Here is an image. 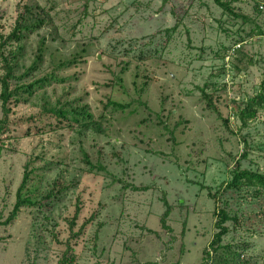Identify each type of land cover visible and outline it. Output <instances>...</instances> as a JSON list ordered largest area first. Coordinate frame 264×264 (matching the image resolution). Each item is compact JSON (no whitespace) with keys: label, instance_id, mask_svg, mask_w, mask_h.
<instances>
[{"label":"rangeland","instance_id":"rangeland-1","mask_svg":"<svg viewBox=\"0 0 264 264\" xmlns=\"http://www.w3.org/2000/svg\"><path fill=\"white\" fill-rule=\"evenodd\" d=\"M26 3L35 12L44 7L47 24L22 40L16 75L44 40L39 69L20 82L52 71L68 79L25 98L12 119L79 100L95 119L104 117L105 131L77 124L10 139L15 150L0 159L1 220L14 207L28 161L40 195L57 181L68 188L0 228V264H59L65 253L67 264H264V197L223 189L238 161L264 172V108L246 126L237 115L264 92V0L233 1L247 21L215 0H0V43ZM74 57L71 67H60ZM109 100L134 101L120 111ZM226 203L237 220L227 221L215 250V211ZM78 205L74 232L82 231L71 237Z\"/></svg>","mask_w":264,"mask_h":264},{"label":"trees","instance_id":"trees-1","mask_svg":"<svg viewBox=\"0 0 264 264\" xmlns=\"http://www.w3.org/2000/svg\"><path fill=\"white\" fill-rule=\"evenodd\" d=\"M234 0H215V2L229 15H232L236 18H243L245 21L249 19L248 16L241 14L235 10L233 7ZM38 7V6H37ZM41 12H35L32 5L27 3L23 5V10L19 12L18 17L16 18L15 25L6 36L1 35L0 43V60L2 65L3 72L0 74V100H1V109L2 117L0 119V159L5 151H14L12 147L11 138L18 139L20 136H30L33 134H40L49 131L50 129H56L58 127L74 129L77 124L81 125L85 129H92L97 132H104L103 127V116L101 119H95L93 113L90 111V106L88 104H80L74 101H64L62 99L58 100V104L55 106H50L45 104L42 110L38 114H31L27 117H19L17 119H12V115L16 113V107L24 101V99L32 96L36 91L45 88L46 86L51 85L54 82H65L68 78H61L56 75L55 71H52L40 78L33 80L30 83H22L20 80L31 75L37 69H39L42 61L44 60V40L38 48V53L33 61V63L26 69V71L21 74V76L16 75V67L18 57L22 54L23 45L21 44L22 40L27 38L30 34L40 30L47 24V20L42 16V11L46 9L39 6ZM255 9L260 10V4H255ZM47 11V10H46ZM48 12V11H47ZM180 22H177L175 26L167 31H175ZM263 31L258 27L257 34H262ZM243 39L242 37L240 38ZM15 43V52L6 53L5 49L8 46ZM144 59L142 56L140 57ZM77 58L66 60L60 64V67H71L75 64ZM149 84L146 81L141 88L144 91L145 87ZM264 86V81L262 82ZM69 92H65L64 96H67ZM202 94L204 99L207 101V105L210 108H213L218 112L215 104L213 103V95L207 92L202 88ZM26 96V97H25ZM134 100L130 102H118L115 100H109L106 106H113L114 109L120 111H126ZM264 108V92L261 91L256 96L248 99L243 107L237 108V115L242 122V126H246L251 119L257 117L259 108ZM48 119L44 123V120ZM225 124L228 125V119H224ZM163 123V121H159ZM27 123V127L22 130L21 135L16 134L14 128H19L23 124ZM166 126V125H164ZM167 128V126H166ZM246 141V140H245ZM243 157L246 156V153L242 154ZM87 157V154H86ZM87 162H90L89 159H86ZM30 161L25 164V171L23 179L20 183V186L17 190V198L14 204V207L5 220L0 219V228L2 226H7L12 224L17 220L20 212L27 207H43L46 205L47 201L51 200L53 197H58L64 190L68 187L61 185L59 181L55 182L53 188H51L46 194L40 195V192L37 191V186L31 185L33 180V173L35 172L34 168H30ZM59 185L60 188L56 186ZM136 190H145L146 187L134 186ZM225 190H231L234 192H242L243 190L249 191L252 193V196L256 198L264 197V172L257 170H252L248 168H242L240 161L237 162L235 168L232 170V177L224 185ZM54 198V199H56ZM167 209L163 213L161 218V223L164 228L167 226V218L171 212V205L165 200ZM80 206L78 205L75 211V215L70 220V226L72 235L71 237H78L82 231L74 232L75 221L80 212ZM217 220L216 227L218 231L214 234L213 239L210 242V246L215 250L221 245L223 237L229 232V227L226 225L229 220H237V215H231L228 211L227 203L218 207L215 211ZM93 216L89 218L88 221H91ZM84 228V225H83ZM0 236V241H1ZM68 250L71 249V245L68 244ZM207 257L209 256V252ZM65 256L62 260L59 261V264H67L70 259ZM74 256V255H72ZM71 256V257H72ZM71 262V260H70Z\"/></svg>","mask_w":264,"mask_h":264},{"label":"built area","instance_id":"built-area-1","mask_svg":"<svg viewBox=\"0 0 264 264\" xmlns=\"http://www.w3.org/2000/svg\"><path fill=\"white\" fill-rule=\"evenodd\" d=\"M261 8L263 7V5L260 6Z\"/></svg>","mask_w":264,"mask_h":264}]
</instances>
